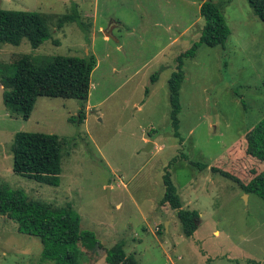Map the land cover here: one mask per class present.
<instances>
[{"label":"rangeland","instance_id":"obj_1","mask_svg":"<svg viewBox=\"0 0 264 264\" xmlns=\"http://www.w3.org/2000/svg\"><path fill=\"white\" fill-rule=\"evenodd\" d=\"M203 1L0 0L2 10L51 16L77 8L92 23L58 30L54 20L38 49L27 40L0 44V183L56 206L72 204L83 230L94 232L108 250L124 241L140 264H264L263 200L210 170L231 152L244 156L239 142L264 119V23L248 0H213L231 35L224 48L202 44L195 58L185 60L179 115L184 143L173 134L169 79L177 57L199 43ZM115 21L124 26L105 41ZM24 55L37 63L53 56L96 57L83 124L70 122L81 109L75 99L40 96L29 120L7 110L4 80ZM19 132L70 140L59 186L14 173L11 147ZM192 162L210 167L199 171ZM166 168L183 209L201 215L191 238L183 234L178 211L160 206ZM19 228L0 215V264H53L42 261V242ZM82 253L78 264H107L103 248L89 250V257Z\"/></svg>","mask_w":264,"mask_h":264},{"label":"trees","instance_id":"obj_2","mask_svg":"<svg viewBox=\"0 0 264 264\" xmlns=\"http://www.w3.org/2000/svg\"><path fill=\"white\" fill-rule=\"evenodd\" d=\"M248 3L264 23V0H248ZM200 16L203 27L199 43L177 57L176 70L169 79L170 119L173 134L181 144L184 139H181L179 132V115L182 111L180 91L185 81V60L195 58L202 44L210 48H224L231 35L221 4L204 0L200 6ZM54 20L58 30L67 24L92 27V23L88 24L82 19L77 8L61 16L0 9V44L19 46L27 40L34 49H38L50 38ZM97 65L94 55L53 56L42 59L41 63H37V59L30 55H24L12 64L14 75L4 80V104L12 114L29 120L40 96L75 99L81 103V109L78 116L70 118V122L81 125L86 120L91 78ZM242 140L238 145L243 149L244 156H232L231 152L228 160L219 161L210 170L236 183L244 194H255L264 202V119L250 129ZM69 143L70 140L56 134L17 133L11 147L14 173L41 184L59 186L63 155ZM181 159L188 161L185 156H181ZM177 160L178 157L172 162ZM192 165L199 171L210 167L194 162ZM163 182L165 192L160 201L161 208L178 211L183 234L188 238L193 237L201 224L200 213L183 209L181 196L168 168L165 169ZM0 215L18 223L20 233L34 236L42 242L44 262L78 264L82 253L80 249L85 247L87 252L82 254L88 257L89 250L103 248L107 264H140L133 254L126 252L124 241L108 250L94 232L83 230L81 218L72 204L56 206L30 198L24 191L11 190L6 184L0 183Z\"/></svg>","mask_w":264,"mask_h":264},{"label":"crops","instance_id":"obj_3","mask_svg":"<svg viewBox=\"0 0 264 264\" xmlns=\"http://www.w3.org/2000/svg\"><path fill=\"white\" fill-rule=\"evenodd\" d=\"M201 6V5H200ZM154 21H155V26L156 27H162V22H161V18H156V19H154ZM124 26V24L121 22V21H115L114 23H112V27L114 28L113 29V31L115 30V29H117V28H121V27H123ZM111 27V28H112ZM102 29H100V31H101ZM112 35H113V33H112ZM105 41H109V37H107V35L105 34ZM174 41H177V39H175ZM98 66H99V64L97 65V67L96 68H98ZM96 70V69H95ZM91 90H92V85H91V89H90V96H91ZM89 105V101H88V103H87V105H86V111H87V113L90 111V106H88ZM148 141V140H147ZM156 143L153 141V146L155 145Z\"/></svg>","mask_w":264,"mask_h":264},{"label":"water","instance_id":"obj_4","mask_svg":"<svg viewBox=\"0 0 264 264\" xmlns=\"http://www.w3.org/2000/svg\"><path fill=\"white\" fill-rule=\"evenodd\" d=\"M0 9H1V2H0ZM113 29H114L113 27L112 28H109L108 31L105 32V34L107 35V37H109V38L112 37ZM151 147H153V143H150V148ZM150 148L148 150H150Z\"/></svg>","mask_w":264,"mask_h":264},{"label":"flooded vegetation","instance_id":"obj_5","mask_svg":"<svg viewBox=\"0 0 264 264\" xmlns=\"http://www.w3.org/2000/svg\"><path fill=\"white\" fill-rule=\"evenodd\" d=\"M111 27H112V26H111ZM111 27H110V28H111Z\"/></svg>","mask_w":264,"mask_h":264}]
</instances>
